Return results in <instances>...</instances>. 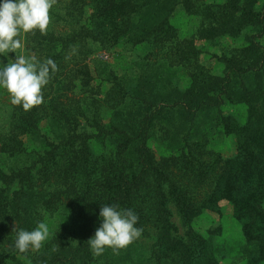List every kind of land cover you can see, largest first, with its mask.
I'll list each match as a JSON object with an SVG mask.
<instances>
[{"label": "trees", "instance_id": "16d2710c", "mask_svg": "<svg viewBox=\"0 0 264 264\" xmlns=\"http://www.w3.org/2000/svg\"><path fill=\"white\" fill-rule=\"evenodd\" d=\"M254 3L223 0L205 15L202 36L249 31L219 56V74L168 21L178 6L201 13L200 0H56L47 35L14 37L22 50L0 55V67L22 55L52 59L58 70L42 87L44 102L28 112L0 87V264H264V2L259 10ZM116 43L170 47L187 84L129 86L104 65L96 72L103 88L92 90V49ZM231 101L245 104L242 123L224 113ZM207 116L234 135V155L224 158L197 136ZM223 201L242 242H227L219 226H194ZM112 204L138 215L145 241L133 243L143 251H129L131 243L118 255L92 254L87 241L102 223L101 206ZM39 222L49 227L44 246L19 253L14 226L32 231Z\"/></svg>", "mask_w": 264, "mask_h": 264}, {"label": "rangeland", "instance_id": "374dc122", "mask_svg": "<svg viewBox=\"0 0 264 264\" xmlns=\"http://www.w3.org/2000/svg\"><path fill=\"white\" fill-rule=\"evenodd\" d=\"M203 5L199 8L201 13H187L180 6L173 12L169 18V24L176 30L177 37L180 39H193L199 53L196 56L199 63L212 73H222L223 64L219 60V56L229 52L238 46L244 44L243 32L238 36H202L200 30L205 27L208 14L216 8L214 5H220L223 0H200ZM253 8L259 10L264 0H254ZM204 8V9H203ZM206 15V17H205ZM214 25V21L212 23ZM203 27V28H202ZM264 46V31L258 39ZM167 45V43H165ZM22 50V48H21ZM89 56V70L91 75L95 76L90 81L92 90H100L103 88L101 79L97 75V71L104 65L106 70L114 73V75H122L123 80L130 86L136 81H142L148 85L151 81H155L156 85L160 84L162 88L171 86H185L189 75L187 70L175 64L171 58L172 50L164 45L154 47L149 43L142 44H115L110 48L102 49L100 47L93 48ZM95 68L97 70H95ZM100 79V80H99ZM149 81V83H148ZM106 84V82L104 83ZM80 92V91H79ZM97 93V92H95ZM224 113L230 114L234 119L242 123L246 118V106L241 102H228L224 107ZM197 136H203L207 141V147L222 155L224 158L235 154L236 142L234 135L225 133L221 126H213L212 118L209 116L201 117L198 121ZM161 140V139H160ZM153 150L159 153L163 150L162 144L156 141H150ZM219 213L212 216H202L194 224L195 228L204 232L211 226H219L221 236L227 238L229 243H239L243 241L240 225L229 215L231 208L226 202L220 203ZM48 225V223H47ZM50 234V233H49ZM139 240V239H138ZM144 243L145 239L140 238ZM129 251H143V246H137L134 243ZM228 258L223 260V264H230ZM241 264H243L241 262Z\"/></svg>", "mask_w": 264, "mask_h": 264}, {"label": "clouds", "instance_id": "9594fccd", "mask_svg": "<svg viewBox=\"0 0 264 264\" xmlns=\"http://www.w3.org/2000/svg\"><path fill=\"white\" fill-rule=\"evenodd\" d=\"M56 0H3L0 3V55L7 56L22 48L20 39H14L22 30L35 35L39 30L41 35H47L49 25V9ZM57 65L52 59L43 63L24 56L16 55L15 61H9L0 67V87L10 95L14 106H22L25 112L44 102L42 87L46 86L52 73L57 71ZM102 223L96 229L95 235L87 243L94 256L102 255L106 248H111L116 255L121 249L138 239L143 229L136 227L138 215L131 209H120L118 205H103L100 209ZM16 233L15 249L19 253L39 251L48 236L49 227L45 222H39L34 230L27 231L13 228Z\"/></svg>", "mask_w": 264, "mask_h": 264}]
</instances>
